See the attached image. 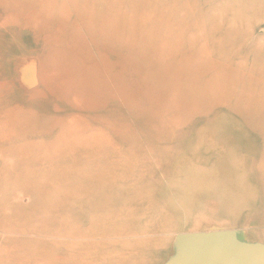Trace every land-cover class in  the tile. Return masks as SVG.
Wrapping results in <instances>:
<instances>
[{
    "label": "rangeland",
    "instance_id": "rangeland-1",
    "mask_svg": "<svg viewBox=\"0 0 264 264\" xmlns=\"http://www.w3.org/2000/svg\"><path fill=\"white\" fill-rule=\"evenodd\" d=\"M221 230L264 246V0H0V264H226Z\"/></svg>",
    "mask_w": 264,
    "mask_h": 264
},
{
    "label": "water",
    "instance_id": "water-1",
    "mask_svg": "<svg viewBox=\"0 0 264 264\" xmlns=\"http://www.w3.org/2000/svg\"><path fill=\"white\" fill-rule=\"evenodd\" d=\"M228 234V232L205 234L212 239L221 240V243H219V253L224 258L226 264H264L263 245L236 242L233 236Z\"/></svg>",
    "mask_w": 264,
    "mask_h": 264
},
{
    "label": "bare ground",
    "instance_id": "bare-ground-1",
    "mask_svg": "<svg viewBox=\"0 0 264 264\" xmlns=\"http://www.w3.org/2000/svg\"><path fill=\"white\" fill-rule=\"evenodd\" d=\"M224 231H227V230H221V231H219V232H224ZM208 247V246H207ZM215 248H217V246L215 247ZM217 254H218V252H217ZM218 256H220V254H218ZM221 257V256H220ZM222 258V257H221Z\"/></svg>",
    "mask_w": 264,
    "mask_h": 264
}]
</instances>
